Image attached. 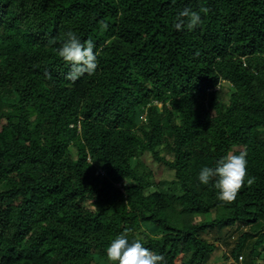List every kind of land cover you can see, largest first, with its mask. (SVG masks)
<instances>
[{
	"label": "trees",
	"instance_id": "obj_1",
	"mask_svg": "<svg viewBox=\"0 0 264 264\" xmlns=\"http://www.w3.org/2000/svg\"><path fill=\"white\" fill-rule=\"evenodd\" d=\"M201 5L200 26L174 28ZM68 31L98 52L75 82L56 53ZM241 150L256 182L222 203L198 173ZM224 227L230 257L256 264L264 0H0V264H103L124 229L166 264H205L201 234Z\"/></svg>",
	"mask_w": 264,
	"mask_h": 264
},
{
	"label": "clouds",
	"instance_id": "obj_2",
	"mask_svg": "<svg viewBox=\"0 0 264 264\" xmlns=\"http://www.w3.org/2000/svg\"><path fill=\"white\" fill-rule=\"evenodd\" d=\"M174 2V0H173ZM210 9L201 5L199 10L184 8L179 11L173 22L176 30H194L202 24L201 14L207 15ZM108 24L101 22V30L106 31ZM55 44L56 41H50ZM92 39L81 41L73 32L64 34L60 47L56 49L57 55L70 65L66 79L75 82L85 74L93 75L98 68V52ZM46 77L51 74L46 72ZM247 151L241 150L238 154L229 152L221 157L216 166H204L198 173V180L203 185L215 181L214 188L217 190V200L222 203H233L244 188L245 184L251 187L256 182V177L249 176L247 171ZM131 229H124L110 241L105 249L106 260L109 264H166L162 255L157 254L146 247L141 238L132 236Z\"/></svg>",
	"mask_w": 264,
	"mask_h": 264
},
{
	"label": "rangeland",
	"instance_id": "obj_3",
	"mask_svg": "<svg viewBox=\"0 0 264 264\" xmlns=\"http://www.w3.org/2000/svg\"><path fill=\"white\" fill-rule=\"evenodd\" d=\"M146 163L149 164L152 169L155 171V179L159 181H165L167 183L169 180H171V173L166 172L163 167H159L156 164L152 163L149 157H146L145 159ZM168 184L163 185L164 189L168 188ZM212 217V213L206 216H199L196 217V220H208ZM228 229L227 228H221L220 230L216 229H209L206 232L201 234V237L205 239L208 242L215 243V250L212 252V254L209 257V260L205 264H244L241 262L234 261L230 255L228 249L233 246V243L236 239L237 234H234L231 238H224L227 235ZM226 240L227 245L224 243ZM229 243V245H228ZM107 260L101 261L103 264H107ZM256 264H264V254L261 256H258L255 259ZM176 264H179V258L176 260Z\"/></svg>",
	"mask_w": 264,
	"mask_h": 264
},
{
	"label": "built area",
	"instance_id": "obj_4",
	"mask_svg": "<svg viewBox=\"0 0 264 264\" xmlns=\"http://www.w3.org/2000/svg\"><path fill=\"white\" fill-rule=\"evenodd\" d=\"M239 259H241V257H239Z\"/></svg>",
	"mask_w": 264,
	"mask_h": 264
}]
</instances>
